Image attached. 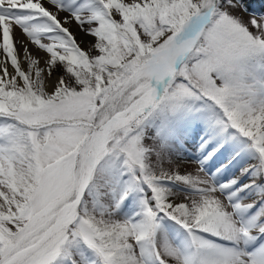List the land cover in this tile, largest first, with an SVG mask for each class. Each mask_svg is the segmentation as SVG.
I'll return each mask as SVG.
<instances>
[{"label": "snow or ice", "instance_id": "snow-or-ice-1", "mask_svg": "<svg viewBox=\"0 0 264 264\" xmlns=\"http://www.w3.org/2000/svg\"><path fill=\"white\" fill-rule=\"evenodd\" d=\"M251 3L0 0V264H264Z\"/></svg>", "mask_w": 264, "mask_h": 264}, {"label": "rangeland", "instance_id": "rangeland-1", "mask_svg": "<svg viewBox=\"0 0 264 264\" xmlns=\"http://www.w3.org/2000/svg\"><path fill=\"white\" fill-rule=\"evenodd\" d=\"M261 8H264V6H261ZM245 19H247V16L245 15ZM78 37V35H77ZM79 40V38H78ZM82 46H86V43ZM21 59H23V53H21ZM26 67V65H25ZM199 141V137L196 136L193 138L192 144L193 146L195 145V143H198ZM193 153L189 152L185 158L181 161V166H180V171L183 172H193L195 173L196 169H197V165L192 161L191 157H192ZM225 160V155H221L220 157H218L215 161L212 162V164L209 166L210 169H214L216 166H218L221 162H223ZM243 162L241 161L239 164H235L234 166L229 168L228 173L226 174V176L224 177L225 179L228 178V176H239L240 172L239 169L242 166ZM247 202H251V201H247Z\"/></svg>", "mask_w": 264, "mask_h": 264}, {"label": "bare ground", "instance_id": "bare-ground-1", "mask_svg": "<svg viewBox=\"0 0 264 264\" xmlns=\"http://www.w3.org/2000/svg\"><path fill=\"white\" fill-rule=\"evenodd\" d=\"M263 1H264V0H263ZM261 3H262V0H252L251 5H253V7L256 8V7H260ZM73 31L75 32L76 29L73 28ZM18 35H19V34H18ZM77 35H78L77 38H79V40H82V39H83V37H82L79 33H77Z\"/></svg>", "mask_w": 264, "mask_h": 264}, {"label": "water", "instance_id": "water-1", "mask_svg": "<svg viewBox=\"0 0 264 264\" xmlns=\"http://www.w3.org/2000/svg\"><path fill=\"white\" fill-rule=\"evenodd\" d=\"M261 6H264V1L263 0H262V3L260 5V7L254 8L253 5H250V8L253 9V10H259V9H261Z\"/></svg>", "mask_w": 264, "mask_h": 264}]
</instances>
